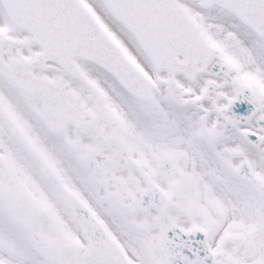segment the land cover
Listing matches in <instances>:
<instances>
[{
    "label": "snow or ice",
    "instance_id": "6c2138e0",
    "mask_svg": "<svg viewBox=\"0 0 264 264\" xmlns=\"http://www.w3.org/2000/svg\"><path fill=\"white\" fill-rule=\"evenodd\" d=\"M0 264H264V0H0Z\"/></svg>",
    "mask_w": 264,
    "mask_h": 264
}]
</instances>
